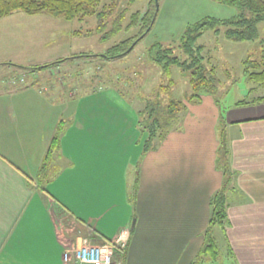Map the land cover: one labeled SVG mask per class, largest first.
Listing matches in <instances>:
<instances>
[{
	"label": "crops",
	"instance_id": "crops-1",
	"mask_svg": "<svg viewBox=\"0 0 264 264\" xmlns=\"http://www.w3.org/2000/svg\"><path fill=\"white\" fill-rule=\"evenodd\" d=\"M67 63L56 74L75 70ZM45 71L34 72L36 84L0 82V264H65L67 248L124 237L115 264H194L224 179L213 99L189 105L181 125L147 151L142 135L131 150L138 137L120 138L128 112L122 100L94 95L93 73L80 83L74 72L65 91V80L53 83ZM251 104L229 117L231 130L223 133L227 222L218 225L220 242L211 227L217 258L204 255L199 264H217L221 252L223 263L264 264V101Z\"/></svg>",
	"mask_w": 264,
	"mask_h": 264
},
{
	"label": "rangeland",
	"instance_id": "rangeland-1",
	"mask_svg": "<svg viewBox=\"0 0 264 264\" xmlns=\"http://www.w3.org/2000/svg\"><path fill=\"white\" fill-rule=\"evenodd\" d=\"M110 1L112 0H102L97 9H101L104 4ZM127 1L119 0V8L126 4L127 15H129L136 10L144 11L149 0H136L132 4H128ZM236 12L234 7L214 0H158L155 21L150 31L126 55L105 58L104 52L107 48L134 34L137 29H132L128 33L121 31L107 42H101L95 33L83 35V33L94 29L97 22L94 16L84 20H65L45 13L30 15L22 11H15L0 18V82L6 84L9 80L14 85L36 84L35 78L39 74L25 71L19 66L43 65L58 58L78 56L63 62H68L66 65L71 64L75 70L56 74L58 72L54 66L45 72L54 73L52 76L56 79L52 78L53 83L55 81L64 83L65 80V91L72 89V81L67 79L74 72H79V75H76V77H80L79 81L83 78V74L89 72L92 75L93 73L96 80L94 90L99 92L94 95L104 96L110 100H122L120 109L127 110L128 123L122 124L124 130L120 138L125 140L136 135L138 138L131 145V150H134L136 146L142 145L141 135L143 143L146 139V134L140 125L141 104H144L145 99L152 98L153 92L156 93L159 85L167 80L160 68L149 59L147 55L149 46L157 41L163 46L173 48L174 54L183 58L185 55L178 45L188 25L194 24L206 16L223 19L231 17ZM75 31H79L81 34H74ZM258 31V40L233 42L227 40L222 34L216 36L208 30L196 42L204 46L202 54L205 57L210 56L211 64L215 66L216 89L211 96L206 92L203 94L210 96L219 110L217 134L230 132L231 123L228 121L234 112L246 111L247 108L252 107L250 102L237 105V101L245 99L248 101L252 95H264V86L249 82L243 75L242 65V61L248 57L257 61L263 60L264 64V21L258 24ZM80 54L85 56H79ZM46 75L48 74H43L45 79ZM169 77L175 82V85L169 94L163 96L164 100L172 97L176 100L183 98L190 91L188 78L183 76L180 69L175 66L171 68ZM80 83L82 82L80 81ZM106 83L108 87H104ZM54 86L57 88L56 85ZM252 86L254 91L249 95L248 89ZM45 87L43 89L48 88ZM102 89H104L103 93L100 92ZM202 100L201 98L200 102L192 103V105H199ZM186 111L183 115H186ZM180 125L178 116L173 123V128ZM120 158L122 159V156ZM220 230L219 226L215 225L214 231L219 237V242L221 240ZM222 254L223 252H221L217 264L223 263Z\"/></svg>",
	"mask_w": 264,
	"mask_h": 264
},
{
	"label": "trees",
	"instance_id": "trees-1",
	"mask_svg": "<svg viewBox=\"0 0 264 264\" xmlns=\"http://www.w3.org/2000/svg\"><path fill=\"white\" fill-rule=\"evenodd\" d=\"M101 1L102 0H0V18L8 16L15 11H22L30 15L45 13L61 17L65 20H84L87 17L94 16L97 19L94 29L83 33V35L95 33L99 36V41L101 42H107L121 31L128 33L132 29H137L134 34L115 43L104 52L105 58H115L126 55L152 28L157 13L155 0H149L144 11L136 10L129 15H127L128 8L126 4L122 8H119V0H112L104 4L102 8L98 10L97 7ZM134 1L136 0H128L127 3L132 4ZM214 1L234 7L237 12L229 18L223 19L206 16L196 23L188 25L178 45L185 57H179L174 54L173 48L163 46L157 41L153 42L147 50L149 59L160 68L163 76H165L167 80L165 83L159 85L156 93L153 92L152 98L149 97L145 99L141 108L140 125L146 134V139L144 140L145 151L153 146V141L156 138L162 139L174 129L173 123L178 118L179 114L185 111L189 105L200 102L205 92L207 95L211 96L216 89L217 77L215 75V66L211 64L210 56L205 57L202 54L204 46L196 43L206 31L210 30L216 36L222 34L227 40L233 42L259 39L258 24L264 21V0ZM74 34L80 35L81 32L75 31ZM260 41L262 43V40ZM79 56L85 55L80 54ZM74 57L78 56L74 55L72 57L58 58L53 62L43 65L36 64L19 67L23 68L25 71L40 72L57 66L67 59ZM242 65L243 75L246 79L249 82L263 87V60L257 61L248 57L242 61ZM174 66L178 67L181 74L188 78L190 91L179 100L173 97L164 100L163 96L169 94L175 85V82L169 77L170 70ZM253 91L254 89H249L248 94L250 95ZM256 101H264V95H257L248 101L246 99L240 100L237 101L236 104L244 105ZM61 132L62 128L59 125L44 158L42 168H45L50 162L51 151L54 145H57ZM222 137L223 133H221L216 164L222 167L224 179L222 185L211 197V215L208 227L203 236V248L198 253L194 264H199L200 258L204 255H207L210 260L217 258L219 250L211 234V227L219 225L225 228L227 222V192L230 189L231 172L228 162V148ZM120 250L121 248L119 247L114 248V259L118 258L117 254L119 256Z\"/></svg>",
	"mask_w": 264,
	"mask_h": 264
},
{
	"label": "built area",
	"instance_id": "built-area-1",
	"mask_svg": "<svg viewBox=\"0 0 264 264\" xmlns=\"http://www.w3.org/2000/svg\"><path fill=\"white\" fill-rule=\"evenodd\" d=\"M126 238L114 243L92 244L90 241L82 245L67 248L63 253L65 264H115L113 262L114 248L124 249Z\"/></svg>",
	"mask_w": 264,
	"mask_h": 264
},
{
	"label": "water",
	"instance_id": "water-1",
	"mask_svg": "<svg viewBox=\"0 0 264 264\" xmlns=\"http://www.w3.org/2000/svg\"><path fill=\"white\" fill-rule=\"evenodd\" d=\"M155 4H156V9H157L158 8V0H155Z\"/></svg>",
	"mask_w": 264,
	"mask_h": 264
}]
</instances>
